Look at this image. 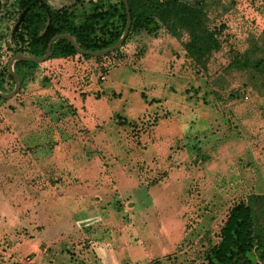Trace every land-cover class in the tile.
<instances>
[{
	"label": "rangeland",
	"instance_id": "374dc122",
	"mask_svg": "<svg viewBox=\"0 0 264 264\" xmlns=\"http://www.w3.org/2000/svg\"><path fill=\"white\" fill-rule=\"evenodd\" d=\"M96 1L45 0L52 9H66L74 22H80L91 10L90 3ZM184 1L201 8L203 26L218 43L217 51L209 57L186 58L182 44L188 43V34L179 30L177 38L172 37L162 26L155 33L131 29L124 43L105 56H76L77 67L84 81L89 83V93L105 81L110 70L126 69L130 76H136L154 68L156 65L150 64V58L143 60V52H147V44L150 47L149 42L157 38H174L180 47L174 56L182 63L167 60L156 66L159 73L165 75L160 82L169 74L177 77L178 82L171 86L176 91L168 101L162 98L160 91L159 100L151 98L149 93L154 90L151 81L133 82L145 103H164L160 106L164 107L160 118L173 124L156 131L152 128L156 119L150 113L128 125L107 124L89 131V147L84 148L75 161H61L63 177L73 169L89 167V192L93 191L89 201L84 200L79 207L85 214L78 216L79 224L73 225L76 229L73 233L82 246L77 250H62L68 264H89V256L81 253L86 250L85 238L96 226L93 234L98 236L102 231L114 232V227H120V232L115 230L114 236L120 238L117 239L118 251L124 252L121 264H135L134 258L138 263L145 255H152L149 264H206L207 248L216 242L228 210L250 194L264 193L263 176L259 173L260 162L264 171L261 154L262 151L264 154V92L255 87L258 85L253 73L229 67L237 55L250 60L264 58V0ZM16 13L13 0H0V60L7 64L12 58L8 52L9 35ZM44 62L28 70V79L8 98L11 102H18L13 100L17 95L20 99L32 89L54 82L52 73H45ZM100 73L105 76L103 81L98 80ZM12 89L7 87L2 93ZM40 98L35 102L54 104ZM5 100L0 101V105L6 104ZM183 103L188 104L191 111L189 127L176 125L181 111H176L175 104ZM79 181V192H83L85 188L80 187L81 179ZM98 198L101 202H97ZM107 200L111 201L110 205ZM147 200L152 204L147 206L144 202ZM87 204L90 205L85 208ZM64 210L70 213L76 209L66 207ZM176 222L180 230L183 228L191 235L175 245L169 237L160 240L158 236L173 231ZM198 231L201 237H194ZM155 235L159 240L150 241ZM249 257L252 264H260ZM31 260L29 256H21L9 264H30Z\"/></svg>",
	"mask_w": 264,
	"mask_h": 264
},
{
	"label": "crops",
	"instance_id": "0c3cea01",
	"mask_svg": "<svg viewBox=\"0 0 264 264\" xmlns=\"http://www.w3.org/2000/svg\"><path fill=\"white\" fill-rule=\"evenodd\" d=\"M171 38H157L149 42L151 46L147 44L143 60L150 58V64L153 62L156 66L167 60L169 63L173 60L182 63L174 56L180 47ZM76 56L45 61V73H52L53 83L50 81L51 84L43 88L32 89L22 99H18L17 95V99L13 100L18 102L12 103L7 99L6 104L0 105V264H9L21 256L31 257L30 264H68L64 261L66 254L62 250H77L82 246L73 233L76 232L73 225L79 224L78 216L86 212L79 207L85 203L84 200L89 201L93 193L89 192V167L85 170L82 166L73 169L63 177L60 163L62 160L73 162L83 154V149L89 147V131L111 123L115 126L128 125L147 113L153 114L156 119L152 127L156 131L173 124L160 118V111L164 109L160 106L164 103H145L139 89L133 87V82L138 83L140 79L151 81V89L154 88L149 93L151 98L159 100L160 91L162 98L168 101L176 91L171 88L173 82H178L176 75H166L165 81L160 82L165 75L162 76L156 66L136 76H130L126 69L110 70L105 81L89 93V83L84 81L83 73L77 67ZM176 93L179 95V92ZM39 96L54 104L36 103L35 99L39 101ZM175 106L176 111H181L176 125L191 126L189 105ZM232 150L230 148V156ZM261 154L264 156L263 151ZM84 156L87 159V153ZM260 164L259 173L264 183V171ZM253 168H256L255 164ZM80 179V187L86 191H83L84 194L79 192ZM100 200L98 198L97 202ZM144 202L147 206L152 204L149 200ZM106 203L110 205L111 201ZM66 207L76 210L70 213L62 211ZM177 225L178 222L174 223V230L166 236L159 235L160 240L169 237L175 245L191 235ZM96 227L85 238L86 250L81 255L89 256V264H121L124 252L118 251L117 239L120 238L114 236L116 231L120 232V227H114V232L102 231L99 236L93 234ZM195 236L201 237L199 231L194 233ZM149 240L159 239L155 235ZM140 255L139 260L143 254ZM151 256H143L144 260L138 263L135 258L133 260L135 264H149Z\"/></svg>",
	"mask_w": 264,
	"mask_h": 264
},
{
	"label": "trees",
	"instance_id": "16d2710c",
	"mask_svg": "<svg viewBox=\"0 0 264 264\" xmlns=\"http://www.w3.org/2000/svg\"><path fill=\"white\" fill-rule=\"evenodd\" d=\"M13 1L17 13L11 29L20 13L24 11V14L13 36L9 35V58L42 57L48 42L57 35H68L80 50L103 51L118 40L125 27L126 17L121 0L90 3L91 10L80 22H74L72 15L64 8H50L45 0ZM126 3L130 27L124 41L133 28L155 33L162 26L172 37L177 38L179 30L188 34V43L182 44L183 53L188 59L207 58L217 51L218 43L203 26V14L197 5L184 0H126ZM74 55L78 54L70 43L60 37L51 44L47 60ZM34 66L35 63L28 61L13 64V72L20 86L28 79V70ZM229 67L253 73L258 85L255 87L264 92V58L250 60L237 55L232 58ZM13 84L7 62L0 60V93L5 92L7 87H13ZM0 101L4 99L0 98ZM206 252V264H252L249 256L257 263L264 264V193L250 194L228 210L216 242Z\"/></svg>",
	"mask_w": 264,
	"mask_h": 264
},
{
	"label": "water",
	"instance_id": "95a60500",
	"mask_svg": "<svg viewBox=\"0 0 264 264\" xmlns=\"http://www.w3.org/2000/svg\"><path fill=\"white\" fill-rule=\"evenodd\" d=\"M121 1L123 3V7H124V11H125V17H126L125 27H124L122 35L118 38V40L112 46H110L106 50L98 51V52L83 51V50L78 49L75 46V44L73 43L72 39L68 35H57V36H54L48 42V44H47V46L45 48L44 55L42 57H39V58H26V57L14 56V57H12L10 59V61L7 64V71L10 74V76L12 77V80L14 82V86H13V89L11 91H9L8 93H6V94L0 93V98L8 99V98L12 97L16 93V91L19 89L20 82H19L18 77L13 72V69H12L13 64L16 61H28V62L35 63V64H39V63L44 62L45 60L48 59L49 50H50L51 44L54 42V40H56V39H58L60 37L65 38L70 43L71 47L75 50V52L78 55H85V56H91V57H102V56H105V55L110 54L113 51H115L123 43V41H124V39H125V37H126V35L128 33L129 27H130V15H129V12H128L126 0H121ZM23 14H24V11L20 13L17 21L13 25V28H12V31H11V35L12 36H13L15 30H16V27L18 26L19 22L21 21Z\"/></svg>",
	"mask_w": 264,
	"mask_h": 264
},
{
	"label": "built area",
	"instance_id": "2783aa9c",
	"mask_svg": "<svg viewBox=\"0 0 264 264\" xmlns=\"http://www.w3.org/2000/svg\"><path fill=\"white\" fill-rule=\"evenodd\" d=\"M104 79H105L104 74H103V73H100V74L98 75V80L103 81ZM244 99H246V96L244 97Z\"/></svg>",
	"mask_w": 264,
	"mask_h": 264
}]
</instances>
